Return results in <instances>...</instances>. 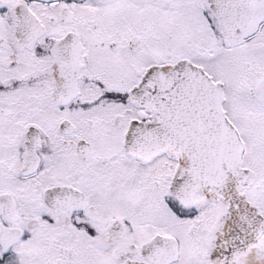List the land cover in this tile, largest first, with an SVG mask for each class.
I'll use <instances>...</instances> for the list:
<instances>
[{
  "label": "snow or ice",
  "instance_id": "1",
  "mask_svg": "<svg viewBox=\"0 0 264 264\" xmlns=\"http://www.w3.org/2000/svg\"><path fill=\"white\" fill-rule=\"evenodd\" d=\"M0 264H264V0H0Z\"/></svg>",
  "mask_w": 264,
  "mask_h": 264
}]
</instances>
